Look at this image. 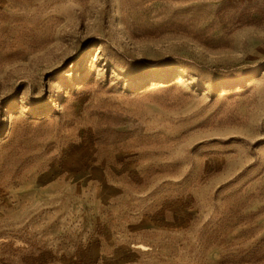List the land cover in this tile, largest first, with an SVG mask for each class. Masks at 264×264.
I'll use <instances>...</instances> for the list:
<instances>
[{
    "label": "rangeland",
    "instance_id": "374dc122",
    "mask_svg": "<svg viewBox=\"0 0 264 264\" xmlns=\"http://www.w3.org/2000/svg\"><path fill=\"white\" fill-rule=\"evenodd\" d=\"M0 264H264V0H0Z\"/></svg>",
    "mask_w": 264,
    "mask_h": 264
}]
</instances>
